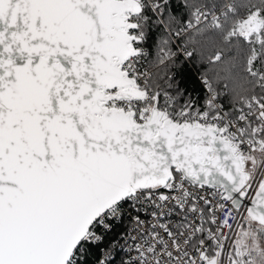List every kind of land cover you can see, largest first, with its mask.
Returning a JSON list of instances; mask_svg holds the SVG:
<instances>
[{"label":"snow or ice","instance_id":"obj_1","mask_svg":"<svg viewBox=\"0 0 264 264\" xmlns=\"http://www.w3.org/2000/svg\"><path fill=\"white\" fill-rule=\"evenodd\" d=\"M0 264H264V0H0Z\"/></svg>","mask_w":264,"mask_h":264}]
</instances>
